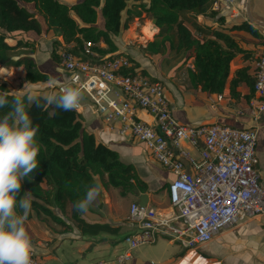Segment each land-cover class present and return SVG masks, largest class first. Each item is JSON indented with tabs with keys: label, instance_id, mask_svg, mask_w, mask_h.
<instances>
[{
	"label": "trees",
	"instance_id": "1",
	"mask_svg": "<svg viewBox=\"0 0 264 264\" xmlns=\"http://www.w3.org/2000/svg\"><path fill=\"white\" fill-rule=\"evenodd\" d=\"M27 5L33 6L34 12ZM99 12L104 28L99 27ZM231 13L225 0H0V68H22L24 84L28 85L21 94L0 82V91H8L9 98L30 93L41 97L39 107L25 100V109L38 127V167L23 179L18 196L19 199L24 192H31L32 210L28 219L35 213L66 232L72 230L66 221L69 217L82 236L118 235L120 227L87 222L83 214L75 211L73 203L94 184L101 186L100 191L120 190L123 196L136 189L147 193L149 186L139 177L134 165L124 164L117 151L86 130L81 114L43 101V95L50 89L48 76L38 71L32 57L12 56L20 50H34L35 41L19 40L12 45L7 42V36L40 34L38 14L46 19V33L54 40L53 56L57 62L60 38L76 48L85 42L103 41L106 49L100 53L115 54L119 50L113 37L128 31L133 21L145 14L157 21L159 29L145 47L150 54L176 53L184 64L193 63L189 78L195 89L235 100L244 109L254 98L255 72L264 56V40L247 22L230 24ZM132 63L130 76L156 81L144 69L140 70L137 63ZM51 92L57 90L52 88Z\"/></svg>",
	"mask_w": 264,
	"mask_h": 264
},
{
	"label": "built area",
	"instance_id": "2",
	"mask_svg": "<svg viewBox=\"0 0 264 264\" xmlns=\"http://www.w3.org/2000/svg\"><path fill=\"white\" fill-rule=\"evenodd\" d=\"M236 1L225 0L233 10ZM252 27L264 40V26ZM60 43L58 60L68 79L57 93L68 85L82 87V99L74 110L82 114L86 108L110 132L143 143L176 177L168 188L171 217L159 215L148 205H131L129 220L138 229L124 238L125 249L115 264H127L136 250L161 239L196 250L241 221L264 218L257 127L183 126L173 115L163 83L130 76L133 63L127 56L100 53L106 49L103 41L85 42L81 48ZM73 75L78 79L73 81ZM142 112L151 120L143 119ZM247 112L257 122L264 114V56L257 63L254 98ZM238 113L244 116L246 111ZM32 261L43 264L34 253Z\"/></svg>",
	"mask_w": 264,
	"mask_h": 264
},
{
	"label": "crops",
	"instance_id": "3",
	"mask_svg": "<svg viewBox=\"0 0 264 264\" xmlns=\"http://www.w3.org/2000/svg\"><path fill=\"white\" fill-rule=\"evenodd\" d=\"M229 21L230 24L244 21L251 26H258L257 24L264 26V0H237ZM197 22L202 23L201 19H198ZM158 32L159 29L156 34ZM243 36L247 35L243 34ZM249 41L253 42L251 38ZM243 47L245 48L246 45ZM240 63L241 60L237 65ZM189 64L193 65V63ZM0 70V78L4 80L13 75H16L15 79L19 75H24L22 68H11L10 71ZM151 78L159 80L156 77ZM67 79L68 75L64 76L62 81ZM17 80L20 82L19 79ZM185 91L188 92L185 99L182 102L175 100V106H171L175 119L181 125L258 128L256 157L260 168V182L264 187V114L257 122L247 112L248 107L243 109L236 104L235 100L204 93L195 89L192 84ZM242 110L246 111L244 116H240L238 113ZM81 115L84 117L86 130L100 139L101 143L117 151L124 164L134 165L139 177L149 186L147 193H141L138 189L132 193L134 200L131 205L140 203L139 197L146 194L148 196L147 205L150 208L159 215L171 217L174 211L169 202L168 188L170 183L176 179L175 175L165 170L149 154L143 143L110 132L100 121V118L86 108ZM141 117L148 121L151 120L143 112ZM190 151L195 154L192 149ZM109 190L105 189L104 191L102 188L104 198H110ZM102 191L97 197V203ZM94 202L90 205L91 209L97 206ZM129 216L115 224L121 228L120 233H124L123 238L119 241L104 238L101 242H97L94 239L88 240L86 236L79 234L74 238L75 242L69 245L67 243L69 237H65L61 241L56 238H43L38 242L32 238L33 253L43 264H115V260L125 249L124 238L135 233L138 229L137 224L129 220ZM127 264H264V218L248 222L241 221L236 226L220 232L211 242L192 251L187 250L182 244L161 239L154 246L136 250L133 258Z\"/></svg>",
	"mask_w": 264,
	"mask_h": 264
},
{
	"label": "rangeland",
	"instance_id": "4",
	"mask_svg": "<svg viewBox=\"0 0 264 264\" xmlns=\"http://www.w3.org/2000/svg\"><path fill=\"white\" fill-rule=\"evenodd\" d=\"M26 7L28 10L34 12L33 6L27 5ZM99 18V27L104 28V21L102 20L100 12ZM126 18L127 15L124 13L123 21H125ZM37 19L41 25L40 34L16 33L8 35L7 42L14 45L17 44L19 40L35 41L36 47L34 50L32 48L20 50L13 53L12 56L16 59L23 56L32 57L37 65L38 71L46 74L48 80L54 81L53 84L49 85L50 89L46 91V93H49L52 88L57 90V88L60 87L63 83L62 78L68 75V73L53 56L52 43L54 40L46 33L47 22L45 17L37 14ZM156 31H158L157 21L147 18L144 14L141 19H135L133 21L128 31H123L119 36L113 37V41L119 50L118 53L127 56L130 60L139 65L140 70L144 69L150 77H156L163 83L171 106H175V100L182 102L185 99V95L188 93L185 89L191 87L189 71L190 69H193V65H187V63L184 64L183 58L177 57L176 53L172 51L164 55L150 54L145 47L149 42L153 41ZM150 32L153 34L152 37H150ZM0 69L10 71L8 68ZM14 76L16 77V75H13L9 78L7 77L6 80L0 78V82L9 84L12 89L18 93H25L28 85L24 84V75H19L17 77L20 82H18ZM105 189L109 190L110 188H104V191ZM108 192L110 196L109 199L102 196L104 194L102 191L98 203L97 198L94 202L97 206L92 208L93 210L90 209L86 214H83V218L87 222L92 224H110L116 226L115 224H117L118 221L129 216L130 206L134 200L132 193L123 196L120 190L114 188H111ZM66 221L67 225L72 228V230L63 232L61 228L54 225L51 221L44 217H38L35 213H32L30 219L27 218L25 221L24 226L30 238L35 239L36 242L42 241L43 238H56L61 241L63 238L69 237L70 239L67 240V243L70 245L75 242L74 238L80 234V231L69 217H67ZM57 227L58 229L56 230ZM123 235V232L118 235L101 233L98 236L87 235L86 237L88 240L94 239L97 242H101L104 238L119 241L123 238Z\"/></svg>",
	"mask_w": 264,
	"mask_h": 264
},
{
	"label": "clouds",
	"instance_id": "5",
	"mask_svg": "<svg viewBox=\"0 0 264 264\" xmlns=\"http://www.w3.org/2000/svg\"><path fill=\"white\" fill-rule=\"evenodd\" d=\"M53 83L48 81L49 85ZM42 98L48 105L74 110L82 99V87L64 86L58 93H46ZM40 99L34 93L9 98L8 91H0V264H33V245L24 226L32 210V196L31 192L18 196L23 179L38 167V127L25 109V100L39 107ZM100 187H87L83 197L73 203L75 211L86 214L100 195Z\"/></svg>",
	"mask_w": 264,
	"mask_h": 264
},
{
	"label": "water",
	"instance_id": "6",
	"mask_svg": "<svg viewBox=\"0 0 264 264\" xmlns=\"http://www.w3.org/2000/svg\"><path fill=\"white\" fill-rule=\"evenodd\" d=\"M252 21V20H251ZM254 22V21H253ZM254 24H256L255 22H254ZM257 25H259V24H257ZM139 200H140V206L141 207H146L147 206V203H148V196L146 195V194H144V195H141L140 197H139Z\"/></svg>",
	"mask_w": 264,
	"mask_h": 264
},
{
	"label": "bare ground",
	"instance_id": "7",
	"mask_svg": "<svg viewBox=\"0 0 264 264\" xmlns=\"http://www.w3.org/2000/svg\"><path fill=\"white\" fill-rule=\"evenodd\" d=\"M151 33V32H150ZM148 36V35H147ZM153 36V34L151 33V36L150 37H152Z\"/></svg>",
	"mask_w": 264,
	"mask_h": 264
}]
</instances>
